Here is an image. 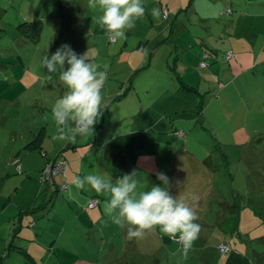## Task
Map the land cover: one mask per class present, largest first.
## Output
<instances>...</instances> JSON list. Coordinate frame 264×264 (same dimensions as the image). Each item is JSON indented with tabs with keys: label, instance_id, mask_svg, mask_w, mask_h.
Returning <instances> with one entry per match:
<instances>
[{
	"label": "rangeland",
	"instance_id": "374dc122",
	"mask_svg": "<svg viewBox=\"0 0 264 264\" xmlns=\"http://www.w3.org/2000/svg\"><path fill=\"white\" fill-rule=\"evenodd\" d=\"M28 1L31 0L19 4L20 8L30 6ZM165 1L170 0H163ZM202 1L183 0V12L176 19L175 15L166 19L159 9V0H141L150 10L157 9L159 15L151 12L149 17L145 12L143 17L135 21V26L126 31V39L112 42L99 22L101 11L98 6H93L95 0H60L61 4L56 0H45L44 8L38 14L45 20L44 31L40 42L29 44V52L26 54L37 72L31 71L34 75L28 73L21 76L23 84L30 85V94L24 98L26 104L22 101L25 104L23 108H28L23 111L27 113L21 116L17 112L9 116L17 123L12 131L9 127L0 125V264H33L31 256L40 263V258L45 255V250L40 249L38 242L27 230L23 234L27 233L25 238L28 245L24 244L21 248L25 250L30 247L27 251L29 253L14 251L19 245L12 243L10 238L17 218L21 215L20 206L29 207L33 204L30 206L39 208L42 205L43 209L37 211L49 216L50 223L53 218H61L54 222L62 221L68 232L64 233L60 242V252L66 250L74 253L86 239V230L69 222L71 216L74 220L73 212L67 208L69 191L55 199L61 200L56 207V202L50 201L52 194L48 192V187L55 186L40 182V171L47 156L38 147L29 145L31 142L27 140L32 136L31 130L34 131L36 121L38 124H47L43 118L42 104L46 105L45 113L50 118L46 125L47 136H51L48 141H54L59 136L58 125L50 113L53 114L56 102L63 97L67 88L59 77L48 80L45 78L47 72L42 67L41 60L47 53L51 55L64 44L70 45L79 55L88 51L90 62L99 71L107 73L101 89V116L97 117V123L106 120L110 124L121 114L131 113L136 119L139 118L141 124L149 126L164 115L157 128L163 129L169 124H177V118L183 114V122L196 127L193 133L195 132L198 140L197 134L202 135V143L196 149H189H195L201 159L208 161L209 165L204 166L205 171L212 177L214 187L228 198L233 216L232 220L224 223L223 228L226 231L232 229V250L246 255L253 264H264V51L256 53L251 67L245 59L243 64L235 61L228 63L225 60V53L232 50L233 45L259 50L260 45L264 44V32H250L249 27L257 23L244 18L235 20L232 26L231 15L214 13V9L208 11L209 5ZM1 13L5 14L0 10ZM2 14L0 22L4 18ZM9 20L18 21L14 18ZM11 39V33L0 38L2 54L7 52ZM141 42L147 44L141 48ZM143 49L147 50V54ZM234 52L237 54L236 50ZM202 63L206 66L201 67ZM15 73L17 71L0 72V79H8ZM182 82L194 86L198 94L180 91L178 87ZM201 103L202 108L199 107ZM201 111L202 115L199 116ZM130 117L132 120L128 119V123L134 120L132 115ZM107 132L98 128L97 133L101 136L98 140L104 142ZM76 135L78 134L74 133L72 136ZM80 136L82 139L78 138L74 142L83 144L77 148V156L85 159L82 171L85 169L84 164L89 165L93 160L101 167L103 150L99 147H86L87 142L94 139L93 135ZM210 140L212 144L209 149L206 142ZM122 143L128 144L124 140ZM47 151L50 158L55 156L53 150ZM67 153L75 152L68 149ZM116 163L121 164L117 167L125 165L120 160ZM195 171L200 169H188L189 176L184 183V186L187 184L186 189L191 191L188 183L193 182L195 187ZM68 175L69 169L66 170V176ZM121 176L123 175H119ZM59 178L61 177L57 176L56 180ZM134 178L138 181V191L150 190L147 187L151 182L148 174L138 172ZM74 191L81 192L82 189L75 188ZM91 191H85L87 201L99 195L100 207L97 210H103L102 215H107L102 217L103 221L97 228L104 239L99 244L104 253L101 259H95L96 264H225L228 254L220 253V245L216 239L221 232L217 216L219 213L224 215L225 212H218V202H213L212 197L206 195L202 198V205L198 206L199 211L210 210L205 215L208 227L201 225V232H208L206 235L202 234L203 237L199 235L187 257L180 250L181 244L174 243L158 250L153 259L148 252L139 254L136 259L135 254L127 251L125 244L119 243L123 239L120 237L122 227L112 222L106 209V202L111 199L110 194L95 192L92 195ZM75 195L80 200V194L72 192L73 198ZM63 203L65 207H62ZM89 203L90 200L87 206ZM205 204L208 208L204 207ZM199 211L198 218L201 216ZM25 215L29 217L30 214ZM40 216H30L34 227H29V223L26 225L33 233L37 232L36 224ZM40 240L43 242V239ZM57 254L58 251L53 253L55 261L58 260ZM70 259L72 257L65 260Z\"/></svg>",
	"mask_w": 264,
	"mask_h": 264
},
{
	"label": "crops",
	"instance_id": "0c3cea01",
	"mask_svg": "<svg viewBox=\"0 0 264 264\" xmlns=\"http://www.w3.org/2000/svg\"><path fill=\"white\" fill-rule=\"evenodd\" d=\"M198 1L199 0H197V2ZM25 2H27V0H0V10L5 13H1L2 15H4V18H2L3 21L0 22V38L6 37L7 32L11 33L12 35V41L7 47V52L4 54L0 52V72L17 71V74L15 73L14 75L9 76L8 79H0V125H4L5 128L9 127L10 131H12V128L15 127L17 123H14L16 121H14V119H12V117L10 118L9 116L17 112H19L18 114L23 116L24 113H27L23 110L28 109L23 108V106L26 104V101L24 100L25 96H28L30 94L28 91L30 89V85L28 86L26 84H23V82L21 81V76L27 75L28 73L33 74L31 71H35V66L29 62L28 57L26 56V54L29 52V43L25 42L21 38L19 33H17L15 26H17L21 21L35 19L36 15L38 16L45 5V0H31L28 1V3L30 2V6L20 8L19 4H23ZM202 2L209 5L208 11L214 9V13H225L227 9L231 8V16L233 17L232 26L234 25L235 20L240 21V18L256 21V25H251V27H249L251 29L250 32L263 34L264 0H203ZM158 5H160V11L162 7L168 9L169 18L171 15H175L174 19H176L177 15L183 12L185 8L183 0H170L168 2L159 0ZM36 6H38L37 9ZM143 6L145 7V12L149 16L154 8L150 10L149 7L145 5ZM12 18L18 19V21H10L9 19ZM140 47L142 48L143 45L141 44ZM234 50H236L237 52V60L235 62L243 64V60L245 59L248 66L251 67V65H253L255 61L256 53L258 51H264V44L260 45L259 50L255 48H239L238 45H233L232 51ZM33 60L36 61L35 58H33ZM52 77L58 78L59 72L57 71V73L52 74V76H49V74L47 73V76L45 78L48 80L52 79ZM180 87H178L180 91H185ZM64 92H66V89ZM22 101H25V104H23ZM41 108L43 110V118H45V122L47 124L41 122L44 125H42L41 123L40 125L38 124V121H36L34 131L31 130L32 138L30 137L27 139L29 142H32L35 139L37 132L41 128L46 127V129H48L46 125H48V119L50 121V118H48L49 115H46L45 113L47 111L46 105L42 104ZM131 115L132 117L134 116L131 113L128 115L121 114L120 116L113 119L110 124H108L107 121L104 120L100 123L96 122V124L94 125V139L89 140L86 144V147H99L103 150L104 159L102 158L101 167L97 166L95 160H93L89 165L85 163V169L84 171H82V162H84L85 159L77 156V148L81 147L83 144H81V142H74V140L78 138L82 139L80 135H76L73 139L72 135L74 133L71 131L69 132L66 129L64 139H58L55 137L54 141H48L51 136L48 135L46 137V141H44L42 148V151L46 153L47 156L45 163L49 159L58 161L63 160L68 163L67 169H69V175L68 177L66 176L67 179L66 177L59 175L61 178L56 181L58 185L68 184L67 190L69 191V205L67 208L74 214V220L73 216H71L69 218V222L75 223L77 227L78 225L82 226L86 230V239L83 240V243L79 248L75 249L74 253L67 252L66 250L64 252H60L61 250L58 249L60 246V242L64 236V233L68 232L66 225H64L62 221L54 222V220H61V218L56 217L55 219L53 218V215V220H51L50 223L49 216H44L40 213H37L36 215L41 216L36 224V227H38V229L36 230L37 232L33 233L26 227V225L32 220L30 219V216L33 215L30 214L29 217H27L28 215L21 214L23 211L29 209L33 204H30L31 206L29 205V207L20 206L21 215L17 218V224L12 230L10 239L13 240L12 243L19 245V247L17 246V248H19L21 252H27L30 247L28 246L29 248H26L24 250L23 248H21V246L24 244L28 245V240L25 238L27 233L23 234V231L27 230L29 232L30 236L38 242L40 249L43 251L45 250V255L40 258V263H38V261H36V259L31 256L33 264H96L95 259L102 258L104 249H100L99 244H101L104 239H102V236L100 232L97 231V228L99 223L103 221L102 217H105L104 215L106 214L103 213L104 215H102L103 210H97L100 207V204L99 207L93 210L88 209L87 206L89 200H100V196L95 195L87 201L88 196H86L87 194H85V191H91V187L88 185H85V188L82 189L81 192L74 191V189L76 188V177H82L89 174L101 176L105 180L112 179L113 181H115L117 178H119V175H124L129 172L132 173L133 171H135L137 174L138 172H140L141 174L149 175L151 182L147 187L151 189V187L154 185H160L161 182L157 179V174L163 173L169 180V187L172 195L177 196L178 199L183 200L185 203H195L196 211H199L198 206L199 204L202 205L203 197H205L206 195L212 197L211 199L213 202H218V212H225L224 215L219 213L217 216V220L219 221L218 227L220 228L221 232L219 231L220 236L216 237V239L218 240L219 245L226 244L232 250V229L230 231H226L223 228L224 223L232 220L233 215L230 203L228 201V198L223 195V193L219 192L216 187H214L212 177H210L208 172L205 171L204 166L209 165L208 161L201 159L199 152L195 150L197 148V145H201L202 143V135L197 134L199 136V140L195 137V132L193 133V131L196 127L193 126V124L186 125L183 122V119L185 117V115L183 114L181 115V117L177 118V124H169L163 129L157 128L160 119L162 117H165L164 115L161 116V118L156 122L150 123L149 126L144 123L141 124L139 118L136 119V116L133 117L134 120L132 123H128V119L132 120V118L130 117ZM50 116L54 115L50 113ZM27 119L28 116L25 118V121H27ZM138 121L139 123H136ZM98 128H103L104 131H108L105 136L104 142L98 140V138L101 137L97 133ZM206 137L210 139V136L206 135ZM123 140L127 141L128 144L126 145L122 143ZM206 144L209 148V146L212 144V140L207 141ZM190 147H193L195 149L190 150ZM141 148L142 150H139ZM173 148H178L181 150L174 151ZM45 149L49 151L53 150L55 152V156H53V158H50L48 156V151ZM68 149L73 150V152L75 153H67ZM119 160L125 163V165L117 167L121 165L116 163ZM191 167H193L194 169H200V171L194 172V174L196 175L195 187L194 185H192L193 182H191V184L188 183V186L192 188V191L186 189L187 184L184 186V183L187 181V177L189 176L187 171ZM177 182H179V184ZM48 188V192H51L52 194L50 201L53 203L56 202V207L57 204L61 202V200L58 199L57 201H55V199L58 198L61 194L57 195L56 186H49ZM72 192L80 194V200L76 195L73 198L71 196ZM90 193L94 195L95 191L92 190ZM38 194L36 196L37 199L40 198L38 197ZM193 197H197L198 199L193 201ZM103 201H105V199H103ZM61 205L62 207L66 206L65 203ZM204 207L208 208L207 204H205ZM209 211V208L206 211H199L201 212V216L197 221H195V223L203 225L205 228L208 227L209 224L206 221L207 216L205 215ZM213 218H215L214 214ZM122 231L123 233L120 237L123 239L119 240V243L125 244L124 246L127 248V251L131 252L132 255L135 254L136 259H138L139 254H143L145 252H148V254H150L151 258L153 259L155 256H157L156 252L158 250L166 247V245L168 244L172 245L174 243H178L171 240L168 236L161 234L158 229L156 230L155 234L145 235L141 239L132 240H129L127 238L126 226L122 227ZM207 232L208 231H200L199 235H206ZM40 239H43V242H41ZM47 243H49L48 246ZM180 250H182V245ZM48 251L50 252L48 253ZM56 251H58V260L55 261L53 253L56 254ZM50 254L52 255L49 256ZM67 257H72L73 260H65ZM51 259H53L54 261L51 262Z\"/></svg>",
	"mask_w": 264,
	"mask_h": 264
},
{
	"label": "clouds",
	"instance_id": "9594fccd",
	"mask_svg": "<svg viewBox=\"0 0 264 264\" xmlns=\"http://www.w3.org/2000/svg\"><path fill=\"white\" fill-rule=\"evenodd\" d=\"M93 6L101 11L99 22L110 41L126 39V31L145 15L141 0H95ZM152 14L159 15V11L153 9ZM142 51L147 54L146 49ZM41 65L48 74L59 71V80L67 88L53 109L59 133L56 138L64 139L66 129L78 135H93L97 117L101 116V89L107 73L90 62L88 51L79 55L67 44L43 56ZM135 174V171L124 174L115 181L89 174L76 177L75 186L84 189L88 185L98 194H110L107 212L114 224L127 227L129 240L155 234L159 229L161 234L180 243L187 257L201 231V225L195 223L198 220L195 203H185L172 195L169 180L163 173L157 174L160 185L152 186L149 191H138ZM196 199L193 197V201Z\"/></svg>",
	"mask_w": 264,
	"mask_h": 264
},
{
	"label": "trees",
	"instance_id": "16d2710c",
	"mask_svg": "<svg viewBox=\"0 0 264 264\" xmlns=\"http://www.w3.org/2000/svg\"><path fill=\"white\" fill-rule=\"evenodd\" d=\"M56 1H58V2L61 4L60 0H56ZM165 11H166L167 15H165ZM161 13H162V16L165 17L166 19L169 18V11H168V9H166L165 7H162V9H161ZM225 13L228 14V15H232V10H231V8H230V9H227ZM44 21H45V20H43V18H42L41 16L38 17V16L36 15V18H35V19L21 21L17 26H15V28H16V30H17V33H19V35L21 36V38H22L25 42H27V43H29V44H30V43H35V44H36V43L40 42V39H41L42 33H43V31H44V23H45ZM5 32H6V31H5ZM7 34H8V32H7ZM115 41H116V40H115ZM115 41H112V42H115ZM141 44L144 45V44H147V43L141 42ZM140 46H141V45H140ZM229 55H230V56H229ZM228 56H229V57H228ZM225 60H226L228 63L233 62V61H236V60H237L236 53H235L234 51H232V50L227 51V52L225 53ZM204 64H205V63H204ZM201 65H202V64H201ZM205 66H206V65H205ZM205 66H204V67H205ZM201 67H202V66H201ZM178 78H180V77L178 76ZM180 79H181V78H180ZM225 85H226V84H225ZM222 86H224V85H222ZM180 88L183 89V90H185V91H188V92H195V93L198 94V90H196V88H194V87H192V86H189V85H187V84H185V83H183V82H182V85H181ZM216 96H219V95L217 94ZM199 107L202 108V103L200 104ZM200 110H201V109H200ZM46 112H47V111H46ZM199 114H200L199 116H201V115H202V111L199 112ZM46 137H47V129H46V127H43V128H41V129L37 132L35 139H34L31 143H29V145H31V146H33V147H38V148L40 149V151H41L42 153H44V152L42 151V148H43V143H44ZM29 145H28V146H29ZM45 155H46V153H45ZM49 161H58V160H47L46 163L49 162ZM46 163H45V165H46ZM45 165H44V167H45ZM44 167H43V168H44ZM42 170H43V169H42ZM40 173H41V171H40ZM58 176H59V175H58ZM61 176H63V175H61ZM56 177H57V176H56ZM63 177H66V175L63 176ZM55 182H56L55 186H56V188H57V189H56L57 195H58V194H62V193H63V191L61 190L62 185H58V184H57L56 178H55ZM64 185H66L67 188H68V184H64ZM92 200H97V202H98L97 207H99V204H100V203H99V200H98V199H92ZM92 200H90V202H91ZM89 204H90V203H89ZM97 207H96V208H97ZM37 208H38V207H31V208H29V209L23 211L21 214H22V215H25V214H32V215L37 214V213H38V211H37L38 209H37ZM88 208H89V205H88ZM39 209H43L42 205L39 207ZM89 209H90V208H89ZM94 209H95V208H94ZM34 226H35L34 223H32V222L29 223V227H34ZM222 245H225L226 248H227V251H226L225 253H222V252L220 251V247H221ZM222 245H220V247H219V251H220V253H222V254H228L225 264H253L252 261H251V259H250L249 257H247L246 255H244V254H242V253H239V252H237V251H235V250H231V249L228 247V245H226V244H222ZM14 250L17 251V252H21V251L19 250V248H17V247H15ZM22 252H23V251H22ZM30 259H31V258H30Z\"/></svg>",
	"mask_w": 264,
	"mask_h": 264
},
{
	"label": "built area",
	"instance_id": "2783aa9c",
	"mask_svg": "<svg viewBox=\"0 0 264 264\" xmlns=\"http://www.w3.org/2000/svg\"><path fill=\"white\" fill-rule=\"evenodd\" d=\"M165 15H167L166 11H165ZM201 66L204 67L205 64L202 63ZM67 168H68V163L63 161V160L47 162L45 167L43 168V170L40 173V182L43 184H47V185H54L56 183L55 182L56 176H58V175L65 176L66 175L65 172H66ZM66 189H67L66 185H63L61 187L62 191H65ZM97 205H98L97 200H92L89 204V208L94 209L97 207ZM220 251L222 253H225L227 251L226 246L222 245L220 247Z\"/></svg>",
	"mask_w": 264,
	"mask_h": 264
}]
</instances>
